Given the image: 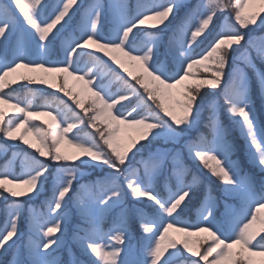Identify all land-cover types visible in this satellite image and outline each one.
Here are the masks:
<instances>
[{
  "label": "snow or ice",
  "instance_id": "snow-or-ice-1",
  "mask_svg": "<svg viewBox=\"0 0 264 264\" xmlns=\"http://www.w3.org/2000/svg\"><path fill=\"white\" fill-rule=\"evenodd\" d=\"M250 4L259 7L246 11ZM182 8L187 11L162 52L160 33L171 27ZM224 13L223 25L213 34L215 21ZM233 15L239 27L231 22ZM147 21L155 23L146 25ZM105 22L110 25L106 33ZM252 26H264V0H235L234 4L231 0H198L195 6L185 0H136L135 5L129 0H90L87 4L55 0L51 5L48 0H0V105H10L14 113L5 119L7 114L0 107V136L22 141L57 165L53 174L49 163L14 152L13 157H22L21 172L13 171L11 161L0 167V199H7L4 193L13 198L6 205L7 219L0 227V254L17 246L23 218L21 198L38 196L51 177L54 187L45 201L46 211L30 210L27 264H57L50 257L61 243L69 200L81 216L83 226L77 230L76 239L89 258L86 264H171V258L183 252L199 259L181 264H255V258L264 264V179L257 184L232 160L228 133L216 115V105L209 117L210 138L203 134L195 139L184 137L200 118L201 90L217 89L229 76L223 90L224 105L246 141L251 162L264 174V128L257 122L249 78L240 67L242 61L255 68L249 49L264 60V43L257 45L252 39L250 34L256 30ZM70 28L71 39L61 40L63 59H51L59 55L53 51L54 41ZM234 46L243 51L232 60L235 67L229 74ZM161 56L170 58L167 66ZM194 67L199 70L194 72ZM21 68L35 74L18 73ZM255 75L264 89V72L256 70ZM109 76L120 84L116 92L103 83ZM67 77L82 82V90L90 94L88 107L70 90ZM49 80L53 82L49 84ZM19 81L27 82L21 85L25 88L28 84H47L57 89L85 116L60 100V107L43 113L51 117L47 128L32 123L36 115L32 101L24 103L5 91ZM173 90L178 97L170 105L165 98H171ZM29 92L36 94L33 89ZM85 123L95 132L85 136L73 132ZM120 125L136 132L127 143L117 135ZM28 133L37 142L29 140ZM159 141L179 147L152 151L151 146ZM64 145L76 151L69 152ZM182 148L223 182L225 196L238 201V207L225 202L230 211L218 218L216 200L209 193L200 205L197 223L179 219L200 182L195 174L191 181L186 179ZM145 150L147 158L134 164L137 154ZM169 158L176 186L162 192L157 189L156 178ZM81 165L106 167L111 172L81 184L76 191L74 182L79 183L85 175ZM73 191L75 197L69 195ZM128 195L137 203H149L150 213L127 204ZM117 209L111 225L105 228L107 215ZM133 213L143 233L140 258L129 248L128 217ZM257 223L258 228L254 227ZM170 229L181 235L170 234ZM57 232L60 235H55ZM12 264L24 262L17 259Z\"/></svg>",
  "mask_w": 264,
  "mask_h": 264
},
{
  "label": "rangeland",
  "instance_id": "rangeland-1",
  "mask_svg": "<svg viewBox=\"0 0 264 264\" xmlns=\"http://www.w3.org/2000/svg\"><path fill=\"white\" fill-rule=\"evenodd\" d=\"M54 2L55 0H48V3L50 5L54 4ZM82 2L84 4H87L90 2V0H82ZM129 2L132 5H135L136 0H129ZM231 2L234 4L235 0H231ZM105 3H107V0H105ZM185 3L188 4L189 6H195L198 3V0H185ZM258 7H259L258 4H250L249 7L246 9V11H253ZM186 11H187L186 8H182L180 12L176 15V19L172 22L171 27L167 31L160 33L162 38V45H161L162 52H165L167 50L169 37L173 35V30L177 28L178 24L181 21V18L184 16ZM224 15H227V13L222 14L220 19L215 21L216 28L212 29L213 34H215L216 29L220 28L223 25ZM76 20H79L78 14L76 16ZM231 22L236 24L237 27H239L238 23H236L234 20V15L231 19ZM153 23H155V21H147L146 25ZM73 27H75L74 24ZM109 27L110 25L108 24V22H105V28H104L105 33L107 32ZM252 27L256 28V30L250 34L252 39L255 41L257 45L264 43V26H260V27L252 26ZM146 30L155 31V29H146ZM71 33H72V29L70 28L66 30L64 33H62L61 38H58L56 41H54L53 51L59 53V55L52 56L51 59L54 60L63 59V53L61 52V40L64 38L70 40ZM140 38L141 39L143 38V34H141ZM13 39H15V37ZM210 39L211 37H209V40ZM207 43L208 40L205 41V44ZM93 47H95V45H93ZM234 48H236V51L232 53V58L229 60V67L227 69L229 74L232 72L233 67H235L232 60L235 59L243 51V49L239 48V46H234ZM249 52L251 54L252 62L255 68L246 66L242 61L240 62V67L243 68V70L245 71V73L249 78V90H250L253 108L257 115V122L261 128H264V121H261L258 115L261 113V115H263L264 117V89H261V87L259 86L255 75L256 70L260 72H264V60H261L256 55L254 49H249ZM98 54L103 57V54L101 53ZM121 58L124 59L123 57ZM103 59L108 60V63L113 68H116V70L120 72L121 75L125 76L126 79H130V77H127V74L124 73L121 69H119L118 66L114 64V62L109 60L107 57H103ZM161 59L165 60L166 66L170 62V58H167L165 56H161ZM85 60H87V58H85ZM81 66L83 67V64ZM133 70L136 71L135 68H133ZM198 70L199 69L197 67H194L193 69L194 72ZM18 73L33 74V75L35 74L32 73L29 69H24V68L19 69ZM52 75H57V74H52ZM229 78H230L229 76H225L222 83L217 89H209L206 87L201 90L202 93H204V99L203 101H201L200 118L198 120L196 127L189 132H185L184 137L187 139H195L197 136L203 134L209 136L210 138L209 117L212 115L213 105H216L217 106L216 115L218 116L220 122L223 124L225 121H228L229 123V125L225 124L224 127L227 130L228 140L232 147V151H231L232 160L239 165L243 173L249 174L257 182V184H259L261 179H264V174H262L260 169L251 162L248 155V147L246 141L239 127L233 122V119L229 115L227 111V106L224 105L223 90L227 85ZM67 79L70 90H72L74 94H77L79 98L84 100L85 107H88L89 106L88 96L90 94L82 90V82H76L72 77H67ZM52 82H53L52 80H49V84H51ZM56 82L59 83V81ZM25 83L27 82L19 81L18 84L11 85V87L9 89H6L5 91L11 92L12 95L19 97L21 100L24 101V103H27L28 100L32 101L33 104L32 111L36 113L32 123L46 128V126L42 124H45L44 123L45 121L50 124L51 117L43 113L51 112L53 108L60 107L59 104L60 100L67 101V103L71 105L72 109L75 112L79 113L81 116H85L82 109L78 108L77 105L68 96H66L63 93H60L57 89L50 88L47 84H43V85L28 84L27 88L22 87L21 85ZM103 83L107 85L113 92H116L120 88V84L110 76L105 77L103 79ZM133 83H135V81H133ZM29 89H33L36 91L35 96H33L29 92ZM141 91H143V89H141ZM177 97H178V92L176 90H173V96L171 98L166 97L165 103L172 105L174 104V100ZM133 103H135V101H133ZM149 103H151V101H149ZM0 107H2L5 113L7 114L5 116V119H8L9 116L14 114L13 110L11 109V106L8 104L0 105ZM113 111L115 112V110ZM90 114L91 112L89 113V115ZM86 119L87 118L85 117V120ZM97 123L99 125L100 122ZM29 127H31V124L29 125ZM20 131L21 130L17 131V136H19ZM73 132H79L81 136H85L88 133H94L95 130L92 129L90 125H87V123H85L84 125H79L77 129L73 130ZM117 135L122 143H127L130 137H134L136 135V132L134 131V129L126 125H120L119 132ZM27 138L33 141L34 143L37 142L35 137L31 133L27 134ZM181 143H183V140L181 141ZM174 146L179 147V145H173L172 143L159 141L151 146V150L155 151L158 148L172 149ZM63 147L69 152L76 151L75 149H72L67 145H64ZM133 151H135V149H133ZM14 152L27 153L30 156H36L38 159L49 163L53 174L56 171V167H57L56 163L52 162L51 160H46V158L44 157H40L39 153L36 152L35 149L30 148L28 145H25L22 141L18 139L16 141H10L0 136V167H3L4 165L8 164L11 161V166L13 171L19 174L22 170L21 168L22 157L20 156L13 157ZM129 156H131V153H129ZM147 156H148L147 150L137 154L134 160V164L136 161H139L142 158H147ZM180 157L183 165L188 169V174L186 176V179L191 181L193 174L199 177L201 184H198L194 190L198 189V187L202 185V182L204 186L203 188L201 186L202 190L199 191V193L196 194L195 196L193 195L191 200L188 201V203L192 201L191 205L187 207V209H185L183 213H181L179 219H181L186 223H197V221L199 220L200 205L204 197L209 193L216 200V215L218 218L223 216L226 212L230 211L229 209H226L225 202H227V204L232 205L234 207L239 206L238 201L225 196L223 182L218 178L211 176L209 170L205 168L202 163H200L197 160H194L189 155L187 148L181 149ZM76 163L79 164V161H77ZM81 168L83 169L85 175L82 177L79 183L74 182L76 191L80 189L81 184L85 182L96 181L97 179L102 178L111 172V170L107 169L106 167L92 168L89 166L81 165ZM172 169H173V162L171 158H169L164 168L162 169L161 173L156 178V186L158 190L162 192H166L169 188L171 189L175 188L176 181L175 178L171 175ZM53 187L54 186H53L52 178L49 177V179L46 181L43 189L41 190L38 196H33L31 199H28L26 197L21 198L20 202L22 203L23 218L21 221L20 238L16 241V245H17L16 247L10 248L6 252L0 254V264H12V262L17 259L23 261L24 264H27L29 258L27 245L31 233V225L29 223L30 210L35 209L37 212L46 211L45 201L51 197L53 192ZM69 195L75 197L76 192L73 191ZM8 197L9 198L6 200L0 199V227L4 225L7 219L5 212L6 205L8 203H11L13 200V198L10 197L9 195ZM126 202L132 207L142 208L144 209V211L149 213L151 211L149 203H145V202L137 203L130 195L126 196ZM116 211H118V209L107 215L104 222L105 228L111 225ZM67 213H68L67 221L64 225V234L61 237V243L59 247L55 249V251L52 254V257L50 258L54 259L57 262V264H77V262H79V264H86L89 258L83 254L81 247L76 239L77 230L81 226H83L82 220L80 213L77 210L73 200L68 201ZM259 226H260L259 223L254 225V227L256 228H258ZM128 227L131 233L129 248L133 251L134 254L137 255V258H140L139 251L141 249L143 233L141 231L140 221L137 219L134 213L130 214L128 217ZM169 231L170 234L175 235L177 237L181 235L180 233H176L171 229ZM55 235H60V233L57 232ZM200 235H206V234L201 233ZM13 239L16 238L14 237ZM192 239L195 240L196 238L193 237ZM9 244H11V241H9ZM198 259H199L198 257H194L187 252H183L181 256L175 257V261L171 264H181V261L186 260L190 262L191 260H198ZM260 259L261 258H255V264H259ZM201 264H203L202 261Z\"/></svg>",
  "mask_w": 264,
  "mask_h": 264
},
{
  "label": "trees",
  "instance_id": "trees-1",
  "mask_svg": "<svg viewBox=\"0 0 264 264\" xmlns=\"http://www.w3.org/2000/svg\"><path fill=\"white\" fill-rule=\"evenodd\" d=\"M258 115H259V117H260V120H261V121H264V117H263V115H261V113L258 114ZM48 124H49V123H45V124H42V125L46 126V128H47V127H48ZM225 124H228V125H229L228 121H225V122L223 123L224 126H225ZM199 184H201V182H199ZM201 186H202V188H203V186H204L203 182H202V185H201ZM201 186L198 187V189L194 190V191H195V195L198 194L199 191L202 190ZM195 195H194V196H195ZM4 196L7 197V199L9 198V197H8V194H4ZM5 200H6V199H5ZM191 202H192V201H191ZM191 202L188 203V207L191 205ZM186 209H187V208H186ZM201 251H203V249H201ZM174 261H175V257L171 258V263H173Z\"/></svg>",
  "mask_w": 264,
  "mask_h": 264
}]
</instances>
